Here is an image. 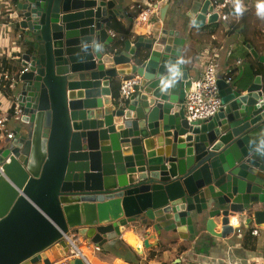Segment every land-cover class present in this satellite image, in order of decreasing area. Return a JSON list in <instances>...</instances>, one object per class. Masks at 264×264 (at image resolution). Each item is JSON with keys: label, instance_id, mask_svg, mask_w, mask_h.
I'll return each instance as SVG.
<instances>
[{"label": "water", "instance_id": "1", "mask_svg": "<svg viewBox=\"0 0 264 264\" xmlns=\"http://www.w3.org/2000/svg\"><path fill=\"white\" fill-rule=\"evenodd\" d=\"M6 13L28 70L0 147V264H56L71 235L102 248L139 228L148 249L155 235L202 240V225L221 240L233 224L264 228V72L219 80L222 106L206 121L183 107L192 79L176 26L216 22L210 0L119 47L105 29L122 17L115 0H7ZM132 75L139 88L120 103L111 84Z\"/></svg>", "mask_w": 264, "mask_h": 264}, {"label": "crops", "instance_id": "2", "mask_svg": "<svg viewBox=\"0 0 264 264\" xmlns=\"http://www.w3.org/2000/svg\"><path fill=\"white\" fill-rule=\"evenodd\" d=\"M115 1L122 17L112 19L105 26L108 35L112 36L115 46L117 45L114 32L110 29L115 23H120L125 28H129L131 35L130 38L123 40L119 46H122L125 41L134 44L136 36L146 38L153 26H158L161 23L167 24L174 16L183 17L191 9L196 12L201 3L204 2V0ZM262 3L264 0H233L236 13L234 19L226 22L217 20L213 23L206 21L202 28L192 27L191 18H186L183 23L177 24L176 28L183 31L181 37L186 38L183 56L184 63L190 69L192 80L202 74L206 62L210 60L218 67V80H225L230 77L232 82L239 81L241 84L249 85L255 76L264 72V66L260 67L261 64L253 59L250 54V49H253L259 56H264V11L258 8V5ZM150 5L156 6L157 9L148 22L144 25L136 23L135 18L140 11L139 9H144ZM164 6L167 8L162 15L160 10ZM6 10L7 0H0V32L5 38L3 42L9 43V45L15 42L19 45L16 31L13 30V27L8 26L10 22L6 20L8 15ZM162 17L163 21L161 22ZM184 25L186 32L183 28ZM9 49L14 51L13 59L11 61L2 59L0 64L6 68L9 63H12L13 65L11 64L9 70L16 72L23 65L20 60L21 54L19 50H14V47ZM2 51L3 49L0 54ZM120 81L121 78L116 79L110 87L112 95L117 101L119 100ZM11 96H13L12 92ZM14 123L13 128L9 126L12 132L18 126L16 122ZM2 145L4 144L1 143L0 147ZM233 225L235 227L234 234L225 240L208 237L204 233L202 225L198 234L202 240L190 237L188 241H180L177 235L172 233L155 235L148 241L152 247L144 249L142 244L144 232H141L139 228H127L120 237L108 241L99 252H93L88 245L91 243L87 239H80L78 246L90 264H264V239L258 245L256 244L255 249L250 243L244 245V235L250 227L253 228V231H257V235L254 236H258L261 231H264V228L256 226L253 222L249 225L242 223L240 226L238 225V229L235 226L237 224ZM217 229L218 225L215 227V230ZM150 233L153 235L154 232L150 230ZM128 235H131L135 240L136 246L134 247L140 249L141 255L137 254L132 245L128 243ZM117 243L124 245L131 252L126 254L122 253L121 250H115L113 245H117ZM201 249L203 253L198 251ZM118 251L120 254L117 255Z\"/></svg>", "mask_w": 264, "mask_h": 264}, {"label": "built area", "instance_id": "3", "mask_svg": "<svg viewBox=\"0 0 264 264\" xmlns=\"http://www.w3.org/2000/svg\"><path fill=\"white\" fill-rule=\"evenodd\" d=\"M210 4L213 7V13L217 14L219 21H229L236 16L233 0H210ZM157 7L150 5L144 9H139V13L135 18V22L144 25L148 22L151 15L156 11ZM140 25V26H142ZM4 35L0 32V61L6 59L11 61L13 59L14 51L9 48H13L18 45L15 42L5 44L3 42ZM19 43V39H18ZM10 50V51H9ZM12 63L7 65V69L3 68L0 64V144L8 142L13 139L14 132L9 129L11 122L19 123L23 111L20 104L11 96L13 84L18 80L20 75L27 72L28 65L23 64L18 71L9 70ZM218 67L211 60L206 62L202 74L195 79L191 80V86L188 93L185 96L183 107L188 122H203L213 117L216 112L221 108V99L219 97L218 89ZM231 78L228 77L224 81L226 84H230ZM140 77L137 75L122 77L119 86V102H126L139 88ZM239 228V227H238ZM237 228V229H238ZM239 232V230H238ZM253 235H257V231L252 232ZM69 250L63 260H60L56 264H69L73 259H81L85 264H90L82 255V251L79 250L80 239L75 238V235L69 236ZM92 248L93 252H99L101 248L93 244H88ZM87 245V246H88Z\"/></svg>", "mask_w": 264, "mask_h": 264}, {"label": "trees", "instance_id": "4", "mask_svg": "<svg viewBox=\"0 0 264 264\" xmlns=\"http://www.w3.org/2000/svg\"><path fill=\"white\" fill-rule=\"evenodd\" d=\"M110 29H112L114 32V39H115V43L117 46L121 45L123 40L131 37V35L129 33V28H125L120 23H115V25H113ZM139 38H141V37L136 36L134 38V43H137ZM261 66L262 65H260V67ZM252 232H253V228H251V227L245 232L244 245H247L250 243L251 245H253L252 247L255 249L256 244L258 245L260 243V241H262L264 239V231H261L258 236H254L252 234ZM113 246H114L115 250H121L122 253L129 254V252H131L124 245H120L117 243V245H113ZM116 254L117 255L120 254V251H118V253H116Z\"/></svg>", "mask_w": 264, "mask_h": 264}, {"label": "rangeland", "instance_id": "5", "mask_svg": "<svg viewBox=\"0 0 264 264\" xmlns=\"http://www.w3.org/2000/svg\"><path fill=\"white\" fill-rule=\"evenodd\" d=\"M21 46V44L19 43V45H16V46H14V50H16L17 49V51L19 50V52H20V47ZM14 88H15V84H13V88H12V94H13V92H15L14 91ZM10 128H13L14 126H15V123L14 122H12V123H10ZM198 251H200V252H202L203 253V251H202V249L201 250H198Z\"/></svg>", "mask_w": 264, "mask_h": 264}, {"label": "clouds", "instance_id": "6", "mask_svg": "<svg viewBox=\"0 0 264 264\" xmlns=\"http://www.w3.org/2000/svg\"><path fill=\"white\" fill-rule=\"evenodd\" d=\"M258 8H259V10H261V11H264V3H262V4H260V5H258ZM173 74L174 75H178V72H176L175 70H173ZM119 90V89H118ZM75 238H78V239H84V238H81V237H78V236H75ZM77 259V258H76Z\"/></svg>", "mask_w": 264, "mask_h": 264}, {"label": "bare ground", "instance_id": "7", "mask_svg": "<svg viewBox=\"0 0 264 264\" xmlns=\"http://www.w3.org/2000/svg\"><path fill=\"white\" fill-rule=\"evenodd\" d=\"M127 241L130 245L136 246L135 240L132 238L131 235H128ZM86 252V250H84ZM59 262V261H58Z\"/></svg>", "mask_w": 264, "mask_h": 264}]
</instances>
